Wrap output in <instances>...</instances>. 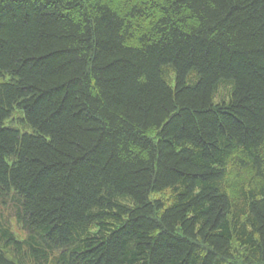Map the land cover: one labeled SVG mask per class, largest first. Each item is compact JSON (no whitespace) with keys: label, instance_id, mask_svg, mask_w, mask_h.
Wrapping results in <instances>:
<instances>
[{"label":"trees","instance_id":"16d2710c","mask_svg":"<svg viewBox=\"0 0 264 264\" xmlns=\"http://www.w3.org/2000/svg\"><path fill=\"white\" fill-rule=\"evenodd\" d=\"M0 204V264H264V0H0Z\"/></svg>","mask_w":264,"mask_h":264},{"label":"rangeland","instance_id":"374dc122","mask_svg":"<svg viewBox=\"0 0 264 264\" xmlns=\"http://www.w3.org/2000/svg\"><path fill=\"white\" fill-rule=\"evenodd\" d=\"M172 85L175 86V83L173 82ZM217 100H218V98H217ZM14 117H15V118L18 117V114H15ZM9 124H10V120H8V121L6 122V125H9ZM15 125H16V128H18L19 130H24V128H25V126L23 125L22 122L15 123ZM0 209H2V204H0ZM10 222L13 224V227H14V229H15V232H16L17 234L21 233V232H20V227H19V220H18V218H17L16 216L12 215V216L10 217ZM21 235H22V234H21Z\"/></svg>","mask_w":264,"mask_h":264}]
</instances>
